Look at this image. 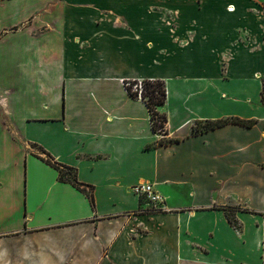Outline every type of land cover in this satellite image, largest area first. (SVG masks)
<instances>
[{
    "label": "crops",
    "instance_id": "1",
    "mask_svg": "<svg viewBox=\"0 0 264 264\" xmlns=\"http://www.w3.org/2000/svg\"><path fill=\"white\" fill-rule=\"evenodd\" d=\"M263 86L264 0H0V264H264Z\"/></svg>",
    "mask_w": 264,
    "mask_h": 264
},
{
    "label": "trees",
    "instance_id": "2",
    "mask_svg": "<svg viewBox=\"0 0 264 264\" xmlns=\"http://www.w3.org/2000/svg\"><path fill=\"white\" fill-rule=\"evenodd\" d=\"M139 81H129L126 82V90L128 91L129 95L133 97L134 99H142L146 106L149 108V112L151 115V121H152V128L154 132H164L163 135L167 134L166 131V123H167V117L164 114H160L158 112L157 108L164 107L167 102V88L165 81L161 80H146L142 81L143 84V92L140 97L139 90L134 89V86L138 85ZM262 99L264 102V86L262 90ZM233 123V124H240L244 126L251 127L254 125V121H246L242 120L240 118H229L225 120H219V121H212L205 124V129L210 130L213 128L221 127L226 124ZM199 126V124H198ZM197 130V127L195 128ZM175 140L166 139L164 141H161V143H169L174 142ZM42 153L45 154V157L42 158L43 161H45L48 165L54 167L56 170L59 171V179L61 182H70L74 184L76 187L82 189V185L78 183L77 175L75 169L61 165L57 163L52 156L47 153L42 148H39ZM41 158V157H40ZM82 191L87 195V197L90 199L91 203L94 205V197L91 195V193H88L86 188H83ZM226 217L228 221L233 225L237 226L235 215L239 211L237 208L233 207H225L223 208Z\"/></svg>",
    "mask_w": 264,
    "mask_h": 264
},
{
    "label": "built area",
    "instance_id": "3",
    "mask_svg": "<svg viewBox=\"0 0 264 264\" xmlns=\"http://www.w3.org/2000/svg\"><path fill=\"white\" fill-rule=\"evenodd\" d=\"M139 90L140 97L143 92V84L140 82L135 86ZM131 192L140 198L142 204L148 207L151 212L165 211L164 200L160 194L155 190L154 185L151 183H139L131 188Z\"/></svg>",
    "mask_w": 264,
    "mask_h": 264
},
{
    "label": "rangeland",
    "instance_id": "4",
    "mask_svg": "<svg viewBox=\"0 0 264 264\" xmlns=\"http://www.w3.org/2000/svg\"><path fill=\"white\" fill-rule=\"evenodd\" d=\"M54 5V4H53ZM30 23V21H27L26 23H25V25L24 26H27L28 24ZM140 83V82H139ZM134 89H135V86H134ZM158 109V111H159V109L160 108H157ZM162 134H164V132H161Z\"/></svg>",
    "mask_w": 264,
    "mask_h": 264
}]
</instances>
